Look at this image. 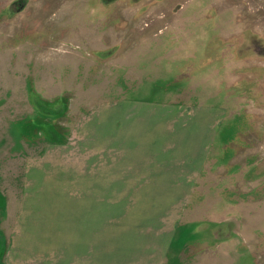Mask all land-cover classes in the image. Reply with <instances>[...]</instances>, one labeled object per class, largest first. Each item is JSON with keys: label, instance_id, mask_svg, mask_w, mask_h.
<instances>
[{"label": "rangeland", "instance_id": "obj_1", "mask_svg": "<svg viewBox=\"0 0 264 264\" xmlns=\"http://www.w3.org/2000/svg\"><path fill=\"white\" fill-rule=\"evenodd\" d=\"M141 105L180 122L221 110L182 220L216 218L196 235L230 229L242 264H264V0H0V218H61L69 190L76 211H94L65 163L110 136L101 115ZM119 185L104 176L97 202L138 211V194ZM97 211L116 222L114 209ZM127 241L133 249V237L104 233L85 248L118 264L112 252Z\"/></svg>", "mask_w": 264, "mask_h": 264}, {"label": "crops", "instance_id": "obj_2", "mask_svg": "<svg viewBox=\"0 0 264 264\" xmlns=\"http://www.w3.org/2000/svg\"><path fill=\"white\" fill-rule=\"evenodd\" d=\"M137 108L129 106L121 112L116 109L110 117L101 115L108 122L110 136L96 135L93 148H89L93 151L86 148L78 155L79 160L65 163L73 172L71 175L78 177L80 193L94 194L85 202L94 201V205L83 207L94 211L86 215L76 211L75 208L81 207H72L75 203H70L69 190L61 218H0V264H100L95 259L100 249L85 246L102 240L104 233L135 240L133 249H129V241L125 248H114L112 256H120L118 264H242L240 258L243 261L248 254L242 257L240 239L232 236L230 229L227 235L225 231L209 235L206 229L202 235H196L197 223L216 218L182 220L188 210L187 204H180L184 199L182 194L192 191L188 178L192 174L198 176L208 160L222 122L223 113L219 122L216 118L220 112L216 111L221 110L207 107L211 111L200 110L203 116L199 112L193 114L196 120L188 117L180 122L173 116L166 119L170 113L177 112L167 106L155 111L143 105ZM167 109H171L170 113ZM160 110L162 113L157 117L161 119H152ZM104 176L111 184L121 183L116 190L111 188L112 192L130 194V199L138 194V211H120L126 208L124 204L103 207L97 202V194L104 191ZM168 193L178 194L171 197L172 201L167 200L169 204ZM33 196L36 197L32 200L34 204L45 203L40 194L25 192L22 198ZM151 202L157 206L150 207ZM159 204L163 206L161 210ZM103 208L115 210L110 213L116 214L115 223L103 224L104 212L97 211ZM6 224L12 227L7 228Z\"/></svg>", "mask_w": 264, "mask_h": 264}, {"label": "trees", "instance_id": "obj_3", "mask_svg": "<svg viewBox=\"0 0 264 264\" xmlns=\"http://www.w3.org/2000/svg\"><path fill=\"white\" fill-rule=\"evenodd\" d=\"M52 113H54V112H52Z\"/></svg>", "mask_w": 264, "mask_h": 264}]
</instances>
